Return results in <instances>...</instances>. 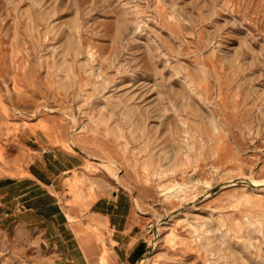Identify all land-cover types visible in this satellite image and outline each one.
Returning a JSON list of instances; mask_svg holds the SVG:
<instances>
[{
  "label": "rangeland",
  "instance_id": "rangeland-1",
  "mask_svg": "<svg viewBox=\"0 0 264 264\" xmlns=\"http://www.w3.org/2000/svg\"><path fill=\"white\" fill-rule=\"evenodd\" d=\"M39 144L83 159L56 194L83 264H122L117 195L136 264H264V0H0V177ZM59 259L0 225V264Z\"/></svg>",
  "mask_w": 264,
  "mask_h": 264
},
{
  "label": "crops",
  "instance_id": "crops-1",
  "mask_svg": "<svg viewBox=\"0 0 264 264\" xmlns=\"http://www.w3.org/2000/svg\"><path fill=\"white\" fill-rule=\"evenodd\" d=\"M82 164L79 155L39 144L26 177H0L1 227L9 229L19 224L39 230L42 244L60 252L59 264H83L84 250L75 231L63 221L67 217L56 195L64 187V177ZM92 211L107 219L118 260L122 264L138 263L147 246L141 220L132 211L130 200L123 195L100 199ZM59 236L61 239L56 240Z\"/></svg>",
  "mask_w": 264,
  "mask_h": 264
},
{
  "label": "bare ground",
  "instance_id": "bare-ground-1",
  "mask_svg": "<svg viewBox=\"0 0 264 264\" xmlns=\"http://www.w3.org/2000/svg\"><path fill=\"white\" fill-rule=\"evenodd\" d=\"M253 182H255V181H253ZM144 262H145V260H142L139 264H144Z\"/></svg>",
  "mask_w": 264,
  "mask_h": 264
}]
</instances>
